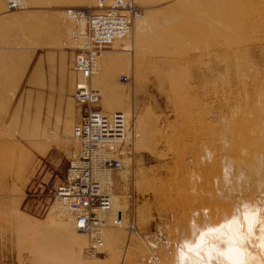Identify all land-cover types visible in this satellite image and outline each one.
<instances>
[{"label":"rangeland","instance_id":"obj_1","mask_svg":"<svg viewBox=\"0 0 264 264\" xmlns=\"http://www.w3.org/2000/svg\"><path fill=\"white\" fill-rule=\"evenodd\" d=\"M134 1L142 17L91 81L103 112L124 111L137 133L131 165L112 177L97 255L51 195L77 149L76 74L0 67V264H175L196 226L263 192L264 0ZM47 2L94 0L20 7Z\"/></svg>","mask_w":264,"mask_h":264},{"label":"built area","instance_id":"obj_2","mask_svg":"<svg viewBox=\"0 0 264 264\" xmlns=\"http://www.w3.org/2000/svg\"><path fill=\"white\" fill-rule=\"evenodd\" d=\"M16 8L12 0L7 1V10ZM65 12L74 22L70 70L77 77L72 93L79 110L72 132L77 149L64 174L52 177L51 195L75 230L87 236L84 253L93 256L102 245L104 221L98 214L111 208V178L131 165L129 154L137 133L124 112L102 111L99 91L90 82L100 54L132 32L142 17V8L134 0H94L90 5L68 6ZM119 79L129 82L127 75L121 74ZM116 219L120 221L119 216Z\"/></svg>","mask_w":264,"mask_h":264},{"label":"bare ground","instance_id":"obj_3","mask_svg":"<svg viewBox=\"0 0 264 264\" xmlns=\"http://www.w3.org/2000/svg\"><path fill=\"white\" fill-rule=\"evenodd\" d=\"M5 1L7 6L8 0ZM12 1L15 3V6L17 8H19L20 5L23 4V0H12ZM71 20L73 21V19ZM133 31L134 29L132 30L131 33H133ZM70 34L71 31L68 36V41L70 43H74L72 41ZM130 34L128 36H131ZM123 39L117 41H121ZM117 41H115L114 43H117ZM71 47L73 48V45H71ZM99 58L100 56L97 59V71L92 75V78L98 73V71H100ZM110 69L111 67H103L102 69L103 76L108 74L109 71H111ZM96 90L98 89L96 88ZM105 96H106L107 104H115L119 102L118 100L119 97L116 96L115 92H113L111 89L105 90ZM100 101H101V94H100ZM114 111H120V110H114ZM72 132H73V128H72ZM108 190L111 196L110 197V202H111V199L113 198L112 195L113 178H111V186L109 185ZM246 199L245 201L243 200L244 202L242 201V203L237 202V204H235L236 206L227 212H225L224 210L218 211L219 213L215 215L211 223L208 222V224L206 223V225L204 224L203 226L200 224L201 227L200 226L197 227L195 225L196 226V231L194 233L195 235L194 236L191 235L194 237V240H192L193 242L191 244L184 243L183 245L180 244V246H178V248L179 247L181 248L180 251H178L177 254L178 259L176 260L175 264H264V189L263 192L261 189V195L258 196L256 194L253 195L251 198H248L247 200ZM240 203L243 205H240ZM103 215H105V213L98 214V216H103ZM101 220L103 219L101 218ZM60 228L64 230L67 229L69 230L71 227H69V225L66 222H64V223H60ZM87 244H88V240H87ZM103 246H104V242H103V233H102L101 249L103 248ZM177 255L175 256L177 257ZM173 260H175V258Z\"/></svg>","mask_w":264,"mask_h":264},{"label":"crops","instance_id":"obj_4","mask_svg":"<svg viewBox=\"0 0 264 264\" xmlns=\"http://www.w3.org/2000/svg\"><path fill=\"white\" fill-rule=\"evenodd\" d=\"M66 6L31 3L7 10L0 0V67H38L42 72L46 67H70L74 50L68 36L74 23L64 13ZM70 82L62 77L59 84L68 88Z\"/></svg>","mask_w":264,"mask_h":264}]
</instances>
